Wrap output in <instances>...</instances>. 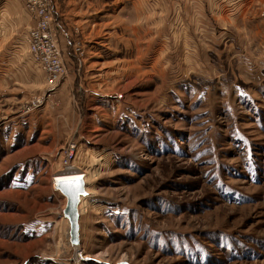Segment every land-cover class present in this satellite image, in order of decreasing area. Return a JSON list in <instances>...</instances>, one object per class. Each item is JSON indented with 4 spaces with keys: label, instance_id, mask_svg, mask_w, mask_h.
<instances>
[{
    "label": "rangeland",
    "instance_id": "obj_1",
    "mask_svg": "<svg viewBox=\"0 0 264 264\" xmlns=\"http://www.w3.org/2000/svg\"><path fill=\"white\" fill-rule=\"evenodd\" d=\"M50 9L53 83L37 17L0 0V264H264V0Z\"/></svg>",
    "mask_w": 264,
    "mask_h": 264
},
{
    "label": "built area",
    "instance_id": "obj_2",
    "mask_svg": "<svg viewBox=\"0 0 264 264\" xmlns=\"http://www.w3.org/2000/svg\"><path fill=\"white\" fill-rule=\"evenodd\" d=\"M27 10L37 17V25L28 33L29 47L35 55L46 53L49 67L46 68L51 83L55 82L63 72L61 50L56 45L51 35V22L53 19L50 9V0H21ZM70 159L67 160L69 164Z\"/></svg>",
    "mask_w": 264,
    "mask_h": 264
},
{
    "label": "water",
    "instance_id": "obj_3",
    "mask_svg": "<svg viewBox=\"0 0 264 264\" xmlns=\"http://www.w3.org/2000/svg\"><path fill=\"white\" fill-rule=\"evenodd\" d=\"M58 190L66 197L64 216L69 220V237L72 244L80 243V203L88 192L82 179H66L58 183Z\"/></svg>",
    "mask_w": 264,
    "mask_h": 264
},
{
    "label": "crops",
    "instance_id": "obj_4",
    "mask_svg": "<svg viewBox=\"0 0 264 264\" xmlns=\"http://www.w3.org/2000/svg\"><path fill=\"white\" fill-rule=\"evenodd\" d=\"M45 171V170H44ZM31 173H29V175H27L24 179H21L18 174H17V177L16 179L14 180V184L13 186L15 188H13V190H16V191H24L25 189H28V188H24V187H29L32 188L34 186H37L38 185V181L40 178H42L39 174L40 172L38 171H32L30 170ZM10 189V188H9Z\"/></svg>",
    "mask_w": 264,
    "mask_h": 264
},
{
    "label": "bare ground",
    "instance_id": "obj_5",
    "mask_svg": "<svg viewBox=\"0 0 264 264\" xmlns=\"http://www.w3.org/2000/svg\"><path fill=\"white\" fill-rule=\"evenodd\" d=\"M71 173V172H70ZM72 174V173H71ZM70 174V175H71ZM69 175V174H68ZM75 176L77 177L78 175H76V173H75ZM61 177V176H60ZM68 177V176H67ZM84 178V177H83ZM62 181V180H61ZM74 247L77 249V250H79V247H76L75 245H74Z\"/></svg>",
    "mask_w": 264,
    "mask_h": 264
}]
</instances>
